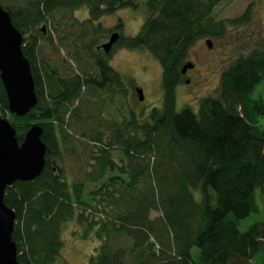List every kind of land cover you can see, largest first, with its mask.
Returning <instances> with one entry per match:
<instances>
[{
    "label": "trees",
    "instance_id": "obj_1",
    "mask_svg": "<svg viewBox=\"0 0 264 264\" xmlns=\"http://www.w3.org/2000/svg\"><path fill=\"white\" fill-rule=\"evenodd\" d=\"M22 1L15 8L3 4L6 0L0 4L24 37L38 103L24 117L11 114L0 79V110L4 117L9 112L20 143L31 126L41 125L48 151L38 178L6 188L5 204L16 213L12 239L19 264H57L64 226L75 218L83 239L94 233L101 241L89 264L259 263L264 220L245 232L240 225L261 212L257 191L264 194V95L257 92L264 90V40L233 56L217 97L203 99L198 110L177 109L191 49L205 38L222 39L228 25H247L254 3L235 19L216 21L213 13L225 0ZM82 8L89 12L85 21L73 17ZM127 8L147 17L135 36L122 35V22L111 30L120 33L114 48L152 55L162 67L164 95L145 118L117 112L121 120L109 123L105 108H113L127 88L109 65L111 52L101 48L99 33L89 36V31H100L95 24L101 18ZM60 12L71 15L60 41H74L89 56L79 73L59 69L41 52L40 42L53 46L54 38L48 24L47 34L38 26L51 18L59 31ZM76 56L77 62L84 60L82 52ZM65 154L88 159V171L83 168L75 182L50 164ZM93 184L99 189L87 192ZM88 211L100 215L92 219ZM153 212L159 216L153 218ZM121 236L130 240L128 247L115 244Z\"/></svg>",
    "mask_w": 264,
    "mask_h": 264
},
{
    "label": "rangeland",
    "instance_id": "obj_2",
    "mask_svg": "<svg viewBox=\"0 0 264 264\" xmlns=\"http://www.w3.org/2000/svg\"><path fill=\"white\" fill-rule=\"evenodd\" d=\"M22 3V0H6V2H3L5 5H12L13 8ZM251 3H254L251 12L252 18L247 25L242 27L228 25L222 39L205 38L191 49L188 62H192L194 68L184 74L183 82L177 88L178 110L188 105L198 110L203 99L217 97L220 93L222 73L232 61L233 56L241 53L244 48H251L256 42L264 40V0H225L217 6L213 16L216 21L235 19L243 15ZM70 16L66 12H60L57 15V21L59 20L60 25L56 23V27L59 28V31L53 29L51 18L48 19L47 23H41L38 28L48 24L46 26L49 32L52 33L54 45L45 44V42L41 41L40 46L43 56L50 64H54L62 70H70L71 73H79L83 67L86 68L87 66L89 59L87 51L82 47L75 48L73 45L74 41H60V33H63V28L67 27ZM73 17L80 21H85L89 18V12L86 8H82L76 11ZM146 17L147 14L143 13L141 9H123L113 15L101 18L95 24V26H101V30L94 31L93 29L89 31V36L99 33L100 45L107 43L110 36L114 33H110V31L114 30L120 22L123 24V36H135L140 32ZM207 40L212 42L211 49L208 48ZM81 45L84 46L85 44ZM243 46L245 47L243 48ZM76 52H82L84 60L77 62ZM92 61H90L91 64H93ZM108 62L124 78L127 93L125 96L119 95L120 98L113 104L115 110L110 106L105 108L103 117L106 118V122L115 123L120 121L121 118L117 115L118 113H121L120 116L122 117L134 112L139 118H145L152 108L162 105L164 95L162 67L152 55L147 52L130 51L126 48H114L111 51ZM87 69L89 68L87 67ZM186 80H190L189 84H186ZM137 88L143 90L144 99L142 102L139 100L140 96L136 90ZM257 92H261L264 95L262 87H259ZM2 113L3 111L0 110V118L10 120L9 112L8 116L5 117ZM260 124L264 127V116L260 117ZM70 133L72 134L73 131H70ZM114 150V160L120 165L121 152L118 148ZM51 163L60 177L65 174L70 182H75L78 180L80 172H83L82 169L87 168L88 159L85 157H80L79 160L71 159L65 154L62 160L56 158ZM93 189L98 190L99 184L89 185L87 192ZM257 199L261 212L252 214L241 222L240 230L242 232L247 231L256 222L264 220V194H261L260 190L257 191ZM87 214L91 215L92 219L100 215L98 212L92 213L91 211H88ZM157 216H159V213H152L153 218ZM83 233L84 229L79 225L76 218L64 226L62 234L64 247L61 252V259L57 264H89L90 257L95 253L96 248L101 245V241L96 239L94 233L88 239H83ZM114 241L115 244L122 247L130 245V240L122 236L117 237ZM198 252L196 248L193 250L194 255L198 254ZM263 261L264 256H260L257 264H262Z\"/></svg>",
    "mask_w": 264,
    "mask_h": 264
},
{
    "label": "water",
    "instance_id": "obj_3",
    "mask_svg": "<svg viewBox=\"0 0 264 264\" xmlns=\"http://www.w3.org/2000/svg\"><path fill=\"white\" fill-rule=\"evenodd\" d=\"M42 30L45 32L46 28ZM119 39L120 33L115 32L101 48L109 54ZM23 41L10 13L0 4V79L7 94L9 112L17 117L26 116L38 103L31 64L23 53ZM207 45L212 48L211 40H207ZM193 68L194 64L188 62L182 72L186 74ZM138 94L143 101V90L139 89ZM43 134V127L35 124L20 143L12 122L0 118V264H19L17 245L12 239L16 213L5 204L6 188L16 181H33L42 174L48 151Z\"/></svg>",
    "mask_w": 264,
    "mask_h": 264
},
{
    "label": "flooded vegetation",
    "instance_id": "obj_4",
    "mask_svg": "<svg viewBox=\"0 0 264 264\" xmlns=\"http://www.w3.org/2000/svg\"><path fill=\"white\" fill-rule=\"evenodd\" d=\"M114 32H115V31H114ZM45 34H47V32H45ZM98 50H99V49H98ZM186 81H189V82H190V80H186ZM136 90L138 91L139 88H137ZM139 100H140V99H139ZM141 102H142V101H141ZM54 171H57V170L54 169Z\"/></svg>",
    "mask_w": 264,
    "mask_h": 264
}]
</instances>
